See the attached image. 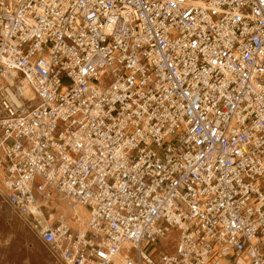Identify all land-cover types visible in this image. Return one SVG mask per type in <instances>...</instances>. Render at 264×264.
Here are the masks:
<instances>
[{
  "label": "built area",
  "instance_id": "1",
  "mask_svg": "<svg viewBox=\"0 0 264 264\" xmlns=\"http://www.w3.org/2000/svg\"><path fill=\"white\" fill-rule=\"evenodd\" d=\"M0 191L58 264H264V0H0Z\"/></svg>",
  "mask_w": 264,
  "mask_h": 264
},
{
  "label": "rangeland",
  "instance_id": "2",
  "mask_svg": "<svg viewBox=\"0 0 264 264\" xmlns=\"http://www.w3.org/2000/svg\"><path fill=\"white\" fill-rule=\"evenodd\" d=\"M67 82L64 81V84ZM54 203L70 210L53 194ZM80 210H76L78 213ZM84 217L85 210L80 211ZM170 234L168 241L174 237ZM164 243V242H163ZM0 264H58L3 202L0 193Z\"/></svg>",
  "mask_w": 264,
  "mask_h": 264
},
{
  "label": "bare ground",
  "instance_id": "3",
  "mask_svg": "<svg viewBox=\"0 0 264 264\" xmlns=\"http://www.w3.org/2000/svg\"><path fill=\"white\" fill-rule=\"evenodd\" d=\"M0 193H1V191H0ZM63 206H66L64 203H63ZM67 207V206H66Z\"/></svg>",
  "mask_w": 264,
  "mask_h": 264
}]
</instances>
